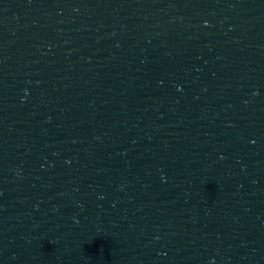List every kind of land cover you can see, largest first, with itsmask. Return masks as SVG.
Returning a JSON list of instances; mask_svg holds the SVG:
<instances>
[{
	"label": "water",
	"instance_id": "1",
	"mask_svg": "<svg viewBox=\"0 0 264 264\" xmlns=\"http://www.w3.org/2000/svg\"><path fill=\"white\" fill-rule=\"evenodd\" d=\"M0 60L156 107L264 119V0H0Z\"/></svg>",
	"mask_w": 264,
	"mask_h": 264
}]
</instances>
